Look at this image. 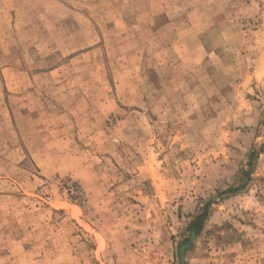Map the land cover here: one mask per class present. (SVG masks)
<instances>
[{
  "label": "rangeland",
  "instance_id": "obj_1",
  "mask_svg": "<svg viewBox=\"0 0 264 264\" xmlns=\"http://www.w3.org/2000/svg\"><path fill=\"white\" fill-rule=\"evenodd\" d=\"M0 264H264V0H0Z\"/></svg>",
  "mask_w": 264,
  "mask_h": 264
},
{
  "label": "trees",
  "instance_id": "obj_2",
  "mask_svg": "<svg viewBox=\"0 0 264 264\" xmlns=\"http://www.w3.org/2000/svg\"><path fill=\"white\" fill-rule=\"evenodd\" d=\"M205 215H206V211L202 212L201 214L197 215L195 220L192 222L193 225L195 226V232L199 231L202 227V222H203V219L205 218ZM197 223L198 226H196L195 224ZM192 225V226H193ZM191 226V227H192ZM194 232V231H193Z\"/></svg>",
  "mask_w": 264,
  "mask_h": 264
}]
</instances>
